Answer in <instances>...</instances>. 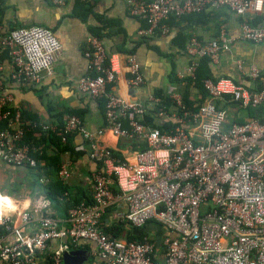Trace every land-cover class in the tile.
<instances>
[{
  "label": "built area",
  "instance_id": "built-area-1",
  "mask_svg": "<svg viewBox=\"0 0 264 264\" xmlns=\"http://www.w3.org/2000/svg\"><path fill=\"white\" fill-rule=\"evenodd\" d=\"M52 2L62 5L64 0ZM220 10L242 19L240 35L228 36L220 29L208 42L189 38L184 52L185 77L190 79L203 60L218 64L237 41L264 43V0H129L130 15L145 23L139 30L142 37L168 33L171 19ZM87 44L90 72L78 84L82 93L104 100V126L95 136L76 115L68 116L63 128L51 121L40 126L63 144L80 133L90 146L87 156L95 164L89 175L91 201L71 209L65 227L42 217L33 229L32 212L21 214L20 224L16 218L0 217V264H40L53 242L61 244L51 264H64V254L77 250L82 242L93 244L105 264H264V113L243 123L231 117L233 109L264 112L263 70L238 62L241 80L228 76L202 80L207 94L202 101L199 96L186 103L176 91L163 98L150 95L129 101L111 87L122 68L129 88L144 85L136 56L109 53L96 35H90ZM61 49L53 29L32 25L5 33L0 28V80L7 56L15 81L41 83L52 73ZM1 91L0 123L9 124L0 130V161L13 168L35 169L25 141L31 122L12 106L11 95ZM148 115L160 122L159 127L145 121ZM107 132L122 141H137L145 149L121 160L99 145L97 138ZM71 177L70 163H63L59 179L66 182ZM122 206L124 213L118 212ZM111 207L117 209L115 221L129 227L164 228V259L156 258L155 242L106 234L101 222Z\"/></svg>",
  "mask_w": 264,
  "mask_h": 264
},
{
  "label": "crops",
  "instance_id": "crops-1",
  "mask_svg": "<svg viewBox=\"0 0 264 264\" xmlns=\"http://www.w3.org/2000/svg\"><path fill=\"white\" fill-rule=\"evenodd\" d=\"M87 10L90 13L86 14ZM241 24L242 19L227 10L208 11L199 16L171 19L167 22L168 33L142 37L139 30L145 23L130 15L129 0H64L62 5H56L52 0H4L0 7V28L3 32L32 25L44 26L53 29L62 43V49L55 59L52 73L45 75L43 81L36 85L15 81L12 77L14 67L5 56L0 87L3 92L11 95L12 106L29 113L30 117H37L41 122H54L58 120L57 117H61L65 122L68 116L76 115L82 120L84 128L96 136L97 131L104 126V105L100 104L99 99L94 100L82 93L78 84L79 78L90 72L87 39L95 34L91 33L89 27L100 29V38L109 53L136 56L144 85L140 89L129 88L126 84V69L122 68L111 87L115 94L134 101L146 99L150 95L166 96L170 91L181 93L185 90L187 79L188 59L184 52L187 40L195 37L208 42L216 38L220 29H225L228 36L238 37ZM242 42L237 41L231 52L222 56L218 64H209L214 76L241 80L238 62L245 63L247 67L258 63L257 48L249 49ZM198 94L196 89L191 88L189 100L196 102ZM231 117L234 121L251 119L249 112L238 109L231 110ZM27 120L31 122L29 118ZM97 140L101 147L119 153L123 159L132 158L131 141L119 140L109 132ZM71 141L74 153H66L63 163H70L72 177L65 183L73 187V197L80 196L81 192L85 197H91L89 175L95 169V164L87 156L90 146L84 142L80 133L73 135ZM32 174L0 161V195L9 198L13 206L12 210L3 209V215L16 218L20 224L21 214L32 212L36 219L33 229L39 227L42 217H50L65 227L69 209L65 203L56 205L47 199ZM42 175L46 185L48 180ZM125 210V206H122L118 212L124 213ZM116 211L115 207L107 211L101 222L103 230L115 224ZM131 233L135 236L143 234L144 240L155 241L156 258L164 259L162 241L167 234L164 228L151 224L143 229L131 230ZM121 236L125 239L124 235ZM60 244L53 242L40 264H51L50 258L60 248ZM75 251L86 254L87 261L84 264H105L97 256L93 244L82 242Z\"/></svg>",
  "mask_w": 264,
  "mask_h": 264
},
{
  "label": "trees",
  "instance_id": "trees-1",
  "mask_svg": "<svg viewBox=\"0 0 264 264\" xmlns=\"http://www.w3.org/2000/svg\"><path fill=\"white\" fill-rule=\"evenodd\" d=\"M90 13V10H87V13ZM199 16V15H194ZM192 17V16H189ZM89 30L91 33H94L96 36L101 37L100 29L97 28H90ZM209 62L207 60H203L199 67L197 68L195 78L190 79L187 78L183 90L181 93L184 97L186 103H190L188 93L190 89H196L198 95L201 96V101L204 99L207 94L205 93L202 87V80L206 78H213L215 77L209 67ZM1 88V87H0ZM2 90V89H0ZM158 97H165L163 95L157 94ZM101 105H104V100L99 99ZM169 105V102L167 101ZM24 120L27 121V118L31 120V125L27 126V134L25 141L27 145L31 147V157L34 160L36 166L35 169L24 168L29 173H33L35 182L39 184V186L43 189L44 194L46 195L47 199H49L52 203L59 205L61 203H65L66 207L69 209H73L80 203H88L91 201L90 197H85V195L80 193L79 195H75L73 197V187L69 184L67 185L65 181H61L59 179V172L61 165L63 164V156L66 153H70L73 155V142L71 141L72 137H69L67 144H63L61 138L58 137L55 133L50 132L46 133L42 130L39 119L37 117H30L29 113L22 111ZM263 111H254L250 110L249 115L251 118L254 117H261L263 115ZM56 121L52 122L54 124H58L61 128L64 127V121L61 117H57ZM50 121V120H48ZM145 121L152 127H159L160 122L155 121L152 116L148 115L145 117ZM238 123H243L244 120H236ZM8 122L0 123V130L8 128ZM37 124V126H35ZM137 141H131L132 151H142L145 149L144 145H139ZM115 156L119 157L121 160L123 158L120 156L119 153L113 152ZM82 152L81 155H83ZM42 173L47 178V183L45 185V181L42 180ZM67 211V214L68 212ZM145 228V227H144ZM143 229V228H140ZM131 230H136V228L129 227L123 222L115 221L110 228L103 230L106 234H110L113 237L121 238V235H124L127 241H134V242H155L144 240L143 234L139 236H135L131 233ZM130 232V233H128Z\"/></svg>",
  "mask_w": 264,
  "mask_h": 264
},
{
  "label": "water",
  "instance_id": "water-1",
  "mask_svg": "<svg viewBox=\"0 0 264 264\" xmlns=\"http://www.w3.org/2000/svg\"><path fill=\"white\" fill-rule=\"evenodd\" d=\"M64 264H84L87 261L86 254L81 251H72L63 256Z\"/></svg>",
  "mask_w": 264,
  "mask_h": 264
},
{
  "label": "rangeland",
  "instance_id": "rangeland-1",
  "mask_svg": "<svg viewBox=\"0 0 264 264\" xmlns=\"http://www.w3.org/2000/svg\"><path fill=\"white\" fill-rule=\"evenodd\" d=\"M242 43L245 44L246 46H248L249 49H255V47L257 48L256 57L258 59V63L256 62V63H252V64L257 66L259 69H262L263 72H264V43L263 44H258V45L254 44V43L246 42V41H244ZM249 56H251V55H249Z\"/></svg>",
  "mask_w": 264,
  "mask_h": 264
},
{
  "label": "clouds",
  "instance_id": "clouds-1",
  "mask_svg": "<svg viewBox=\"0 0 264 264\" xmlns=\"http://www.w3.org/2000/svg\"><path fill=\"white\" fill-rule=\"evenodd\" d=\"M5 208L8 210H12L13 206L10 203L9 198H7L6 196L0 195V210H3Z\"/></svg>",
  "mask_w": 264,
  "mask_h": 264
},
{
  "label": "bare ground",
  "instance_id": "bare-ground-1",
  "mask_svg": "<svg viewBox=\"0 0 264 264\" xmlns=\"http://www.w3.org/2000/svg\"><path fill=\"white\" fill-rule=\"evenodd\" d=\"M3 210H0V217H2L3 216Z\"/></svg>",
  "mask_w": 264,
  "mask_h": 264
}]
</instances>
